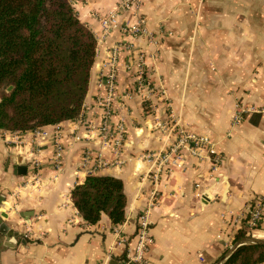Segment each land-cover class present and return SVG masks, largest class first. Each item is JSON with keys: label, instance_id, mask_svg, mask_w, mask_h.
<instances>
[{"label": "crops", "instance_id": "1", "mask_svg": "<svg viewBox=\"0 0 264 264\" xmlns=\"http://www.w3.org/2000/svg\"><path fill=\"white\" fill-rule=\"evenodd\" d=\"M119 2L72 0L97 48L80 118L39 128L57 132L60 167L51 138L0 130V219L7 228L0 264H126L123 240H132L148 208L147 264H216L256 199L263 202L264 232V0H140L136 16L148 36L135 38L103 33L100 19ZM136 16L122 15L119 25ZM114 45L118 75L108 98L99 83ZM140 54L155 87L146 101L133 93ZM106 112L111 127L124 123L117 152L97 132ZM171 127L208 136L220 155L216 169L190 158L154 177L143 156L169 144ZM85 152L100 154L104 165L84 166ZM21 163L24 175L16 172ZM88 169L122 181V224L103 214L89 225L78 214L70 195Z\"/></svg>", "mask_w": 264, "mask_h": 264}, {"label": "trees", "instance_id": "2", "mask_svg": "<svg viewBox=\"0 0 264 264\" xmlns=\"http://www.w3.org/2000/svg\"><path fill=\"white\" fill-rule=\"evenodd\" d=\"M96 48L95 36L79 21L72 0H0V130L22 133L79 119ZM70 197L89 225L103 214L112 225L125 220L120 179L89 175ZM248 217L234 243L248 234ZM252 230H261V221ZM262 263L264 245L245 244L223 264Z\"/></svg>", "mask_w": 264, "mask_h": 264}, {"label": "built area", "instance_id": "3", "mask_svg": "<svg viewBox=\"0 0 264 264\" xmlns=\"http://www.w3.org/2000/svg\"><path fill=\"white\" fill-rule=\"evenodd\" d=\"M140 0H120L118 6L112 11L108 12L106 16L100 19V24L103 33L109 34L112 31H119L123 35L131 38L139 36H148V31L145 28L144 21L140 16H136L139 12ZM124 14H133L136 17L134 22L125 23L123 26L119 25V20ZM118 45L112 46L108 50V56L106 58V63L104 67L106 68L102 71L101 78L102 81L99 83V87L105 86L108 93V98L113 95L115 89V82L117 79V69H118ZM143 60V55L140 54L138 57L137 64V81L133 87V93L137 96L142 97L144 101L149 99V96L154 94L155 87L149 82L148 73L146 71V66L141 61ZM127 68L128 65H125ZM103 79L104 82L103 83ZM162 92V89L160 90ZM108 103H106V106ZM264 112V109L262 110ZM240 120L239 113L234 115L233 122L236 123ZM34 132V141L41 139L51 138L54 144V162L56 166L61 164L63 147L57 137V132L49 133L44 130L37 129ZM97 132L99 133V138L104 146H109L118 151L120 144L123 139V134L125 132L124 123H120L111 127L110 124V114L105 113L102 123L98 127ZM167 136H172L173 139L169 141L166 147L158 152L146 153L143 158L151 166V172L154 177L161 175L164 172H171L175 169H181L184 165L187 166V160L192 158L196 160H209L212 169L215 170L219 164L220 155L216 150L215 144L210 140L208 136H197L193 133L182 132L171 127L167 131ZM101 155H97L95 158L90 152H85L83 165L86 166L93 160L97 164L103 166ZM98 165V166H99ZM60 167V166H59ZM89 175L92 174V169H88ZM199 186L198 184L196 185ZM262 207L263 202L261 199H256L254 204L248 205L244 210V215L249 216V220L246 223V227L250 230L254 225L261 221L262 218ZM149 208L145 210L139 217L137 223V229L132 240L126 242V249L124 255V262L126 264H147L146 255L152 246V239L150 237V221H149ZM242 215V217L244 216ZM241 217V218H242ZM240 218V219H241Z\"/></svg>", "mask_w": 264, "mask_h": 264}, {"label": "water", "instance_id": "4", "mask_svg": "<svg viewBox=\"0 0 264 264\" xmlns=\"http://www.w3.org/2000/svg\"><path fill=\"white\" fill-rule=\"evenodd\" d=\"M22 161H24V159H22ZM19 175H24L26 173V167L25 164L21 163L19 164V166L17 167V171H16ZM2 199V197H1ZM0 199V200H1ZM0 217H5V215H0ZM6 226L4 225V223H2V220L0 219V235L4 236L6 235ZM245 244H258V245H264V240H260V239H255L253 237H244L241 240H239L238 242H236L232 247H230L225 253L224 255L218 260V262L216 264H223L224 261L229 257V255L239 246L245 245Z\"/></svg>", "mask_w": 264, "mask_h": 264}, {"label": "rangeland", "instance_id": "5", "mask_svg": "<svg viewBox=\"0 0 264 264\" xmlns=\"http://www.w3.org/2000/svg\"><path fill=\"white\" fill-rule=\"evenodd\" d=\"M252 229H253V227H252ZM252 229L250 230L248 227L245 226V231L248 233L245 237H253L255 239L264 240V232L262 230L253 232ZM257 236H260V237H257Z\"/></svg>", "mask_w": 264, "mask_h": 264}, {"label": "bare ground", "instance_id": "6", "mask_svg": "<svg viewBox=\"0 0 264 264\" xmlns=\"http://www.w3.org/2000/svg\"><path fill=\"white\" fill-rule=\"evenodd\" d=\"M257 237H260V236H257Z\"/></svg>", "mask_w": 264, "mask_h": 264}]
</instances>
